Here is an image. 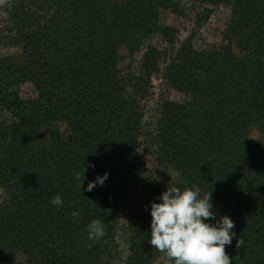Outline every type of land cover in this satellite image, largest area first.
<instances>
[{
    "label": "trees",
    "instance_id": "obj_1",
    "mask_svg": "<svg viewBox=\"0 0 264 264\" xmlns=\"http://www.w3.org/2000/svg\"><path fill=\"white\" fill-rule=\"evenodd\" d=\"M180 2L0 5V188L8 194L0 201V264L115 259L113 215L144 167L140 104L119 81V50H139L153 36L171 39L158 11ZM224 2L239 52L225 45L197 52L180 46L165 63V83L188 96L182 103L163 100L157 109L155 162L173 178L143 184L124 264H154L151 204L161 202L169 184L182 191L197 185L201 197L212 192L216 219L205 222L225 215L234 222L236 235L226 246L232 264H264V0ZM146 56L154 66L151 53ZM33 72L48 77L34 81ZM26 84L32 85L28 92ZM253 129L257 139L250 138ZM105 173L103 186L86 191ZM56 196L60 208L51 203ZM95 219L106 232L98 242L86 231Z\"/></svg>",
    "mask_w": 264,
    "mask_h": 264
},
{
    "label": "rangeland",
    "instance_id": "obj_2",
    "mask_svg": "<svg viewBox=\"0 0 264 264\" xmlns=\"http://www.w3.org/2000/svg\"><path fill=\"white\" fill-rule=\"evenodd\" d=\"M176 7H165L158 11V24L172 29L171 39L153 36L145 40L139 50H119L117 75L121 86L138 99L141 112L140 148L144 154V167L141 176L132 185L122 208L114 212L116 221L115 259L109 264H124L127 251L128 227L140 204L141 188L151 179L157 178L168 182L173 175L167 167L155 162L154 133L157 109L163 100L182 103L188 96L169 87L163 78L166 61L173 57L182 46L190 51H200L225 45L237 54L236 31L224 0H187ZM4 18V15H0ZM0 22V27H2ZM171 42V43H169ZM181 46V47H180ZM154 58V66L148 67L147 56ZM33 80H44L46 73L33 72ZM31 84L23 86L30 90ZM258 132L253 129L250 138L257 139ZM7 192L0 188V201L7 198ZM154 264H165V257L156 253Z\"/></svg>",
    "mask_w": 264,
    "mask_h": 264
},
{
    "label": "clouds",
    "instance_id": "obj_3",
    "mask_svg": "<svg viewBox=\"0 0 264 264\" xmlns=\"http://www.w3.org/2000/svg\"><path fill=\"white\" fill-rule=\"evenodd\" d=\"M186 6L187 0H183ZM10 0H0V5ZM94 167V165H90ZM84 169V168H83ZM85 172V169H84ZM108 173L97 176L87 185L86 191H92L97 184L103 186ZM80 180L79 174L76 176ZM81 180L79 187L81 189ZM211 193L201 197L200 188L193 185L183 191L179 187L168 185L160 196V203L151 204V238L149 243L164 255L165 264H232V258L226 252L235 237L234 222L228 216H221L215 224L206 220H215L216 214L211 203ZM51 203L60 208L63 200L56 196ZM78 216L76 211L71 213ZM86 231L88 239L100 241L106 236L104 222L92 220ZM243 239H238L236 247L240 248Z\"/></svg>",
    "mask_w": 264,
    "mask_h": 264
}]
</instances>
